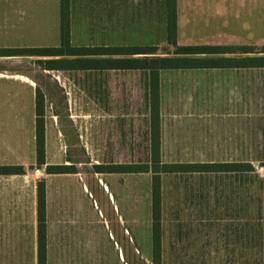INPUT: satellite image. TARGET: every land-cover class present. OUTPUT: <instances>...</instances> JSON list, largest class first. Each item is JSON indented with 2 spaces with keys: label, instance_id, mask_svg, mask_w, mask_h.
Returning <instances> with one entry per match:
<instances>
[{
  "label": "crops",
  "instance_id": "1",
  "mask_svg": "<svg viewBox=\"0 0 264 264\" xmlns=\"http://www.w3.org/2000/svg\"><path fill=\"white\" fill-rule=\"evenodd\" d=\"M55 1L60 6V0ZM236 1L222 0L223 6L215 8L207 19L201 12L204 0H177L178 45H205L197 40L199 35H264V0L263 13L258 14L256 22H251L250 17L243 20L241 15L236 19ZM240 2L244 6L254 4L255 0ZM230 21L238 25L237 30L231 29ZM24 26L36 29L35 33H47V16L36 13L16 20L8 11L0 13L3 35L10 36ZM3 46L0 49L22 48ZM22 56L25 55L0 54V91H5L7 112L13 115L14 123H0V166H22L25 170L0 174V258H24L27 220L32 227L37 258L39 181L27 178L23 149L20 155V146L25 145L27 82L25 70H20L16 63ZM165 73L170 75L166 78ZM172 83L179 84L181 89H172ZM37 89L41 90L35 87V97ZM145 95L146 137L151 146L149 89ZM159 97L163 163H235L254 167L253 171L242 168L162 173L161 259L198 260L194 264H264V165L258 167L251 161V148L261 147L264 152V68L165 69L160 73ZM99 130L105 134L106 121L99 124ZM7 131H12V136ZM167 151L171 154L164 160ZM262 156L264 162V153ZM134 174L149 172H45L48 264L71 259L76 251L89 252L90 243L96 241L111 243L103 248L112 252L113 258L132 256ZM171 176H177L179 188L183 179L184 191L186 187L193 190V204H183L184 209L194 211L192 222L179 219L175 225L166 221L165 181ZM27 185L31 186L29 194ZM149 230L152 242L150 227Z\"/></svg>",
  "mask_w": 264,
  "mask_h": 264
},
{
  "label": "rangeland",
  "instance_id": "2",
  "mask_svg": "<svg viewBox=\"0 0 264 264\" xmlns=\"http://www.w3.org/2000/svg\"><path fill=\"white\" fill-rule=\"evenodd\" d=\"M221 2L222 0L218 2L204 0L201 12L209 19L215 8L223 6ZM262 5V0H255L254 4L248 3L244 6L240 0H237L233 4L234 16L238 19L241 15L243 20L250 17L251 22L254 19L256 22L258 14L261 16L263 13ZM5 11L13 14L16 20L18 17L28 19L30 14L43 13L47 16L48 27L47 33L42 34L38 31L33 32L36 29H26L24 26V29L12 31L10 36L3 35L0 29V48L4 47L3 45L22 48L60 45L58 1L0 0V13ZM71 20V42L74 46L155 45L158 46L159 56H174L175 47L166 40L163 0H71ZM237 28L238 25L231 22V29L234 31ZM260 31H262L261 23ZM197 40L202 44L249 43L255 44L257 50H261L264 46V35H199ZM52 58L55 57L25 55L18 58L19 61L16 63L20 70H25L27 82L24 115L25 145L23 148L20 146V155L21 149L25 154L27 178L40 181L43 180L46 172L44 167L37 168L36 165L34 96L36 86H39L46 96L48 164L58 162L57 164L74 165L78 171L93 172L96 164L107 166L148 162L151 157V147L147 145L146 137L147 73L141 70H45L46 64L41 63L40 60ZM167 75L170 74H164L166 78ZM171 87L181 89L177 83H172ZM3 91H0V123L14 124L13 115L7 112V100ZM104 121L107 124L105 134L99 130V124ZM129 128L132 135L131 145L128 139ZM5 133L9 136L13 134L12 131ZM83 134H86L84 139H82ZM263 153L261 147L251 148V161L255 166L264 165ZM169 154L171 153L167 151L164 160H168ZM10 159L12 160V155ZM151 176L150 172L133 175L131 257L113 258V253L105 249L111 243L96 241L90 243L89 252L76 251L75 257L71 259L53 261L58 264H154L152 242H149V227L152 230ZM165 183L166 221L175 225L179 219L192 222L194 211L184 209L183 204H193V190L186 187L184 191L183 179L179 188L177 176H171ZM30 189L31 186L27 185V194L30 193ZM32 234V227L27 220L24 258L11 256L0 258V264H37ZM95 238L98 240L97 236ZM197 261L162 258L161 264H194Z\"/></svg>",
  "mask_w": 264,
  "mask_h": 264
},
{
  "label": "trees",
  "instance_id": "3",
  "mask_svg": "<svg viewBox=\"0 0 264 264\" xmlns=\"http://www.w3.org/2000/svg\"><path fill=\"white\" fill-rule=\"evenodd\" d=\"M167 42L175 47L174 56H159L155 45L74 46L71 42V0H60L59 46L0 49V54L55 57L40 60L52 70H141L148 74L151 111V157L145 163L95 165L96 172L152 173V250L154 264H161V174L219 169L253 171L252 164L163 163L160 136V73L165 69L194 68H264V46L257 50L246 45H188L177 43V0H163ZM44 93L35 97V145L37 168L47 173L75 172L74 165L48 164L46 158V120ZM22 166H0V174L24 173ZM37 264H48L46 183L37 184Z\"/></svg>",
  "mask_w": 264,
  "mask_h": 264
}]
</instances>
